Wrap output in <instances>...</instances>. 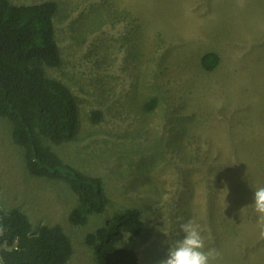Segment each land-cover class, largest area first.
Returning <instances> with one entry per match:
<instances>
[{"label": "rangeland", "instance_id": "374dc122", "mask_svg": "<svg viewBox=\"0 0 264 264\" xmlns=\"http://www.w3.org/2000/svg\"><path fill=\"white\" fill-rule=\"evenodd\" d=\"M55 1L63 63L47 72L77 96L79 121L69 141L41 139L101 177L108 203L71 223L79 195L31 174L12 121L0 116V207L23 211L36 228L61 225L74 246L68 264H97L86 236L130 210L143 229L117 245L135 249L139 264L165 258L188 219L220 252L217 264H264L247 207L264 186V0ZM209 52L219 55L212 70L202 64Z\"/></svg>", "mask_w": 264, "mask_h": 264}, {"label": "trees", "instance_id": "16d2710c", "mask_svg": "<svg viewBox=\"0 0 264 264\" xmlns=\"http://www.w3.org/2000/svg\"><path fill=\"white\" fill-rule=\"evenodd\" d=\"M55 0L17 5L0 0V116L13 123V139L24 147L26 165L35 176L64 180L79 195L69 220L83 225L91 213H101L107 203L101 177L88 176L66 164L41 135L56 143L73 139L79 121V101L72 89L49 76L47 68L63 63L56 39ZM219 55L209 52L203 66L214 69ZM100 111H94L97 121ZM133 211V212H132ZM143 229L140 212L115 215L106 227L86 236L97 264H139L137 251L119 247L125 231L137 236ZM0 264H68L74 253L71 237L59 224L34 227L19 209L0 207Z\"/></svg>", "mask_w": 264, "mask_h": 264}, {"label": "clouds", "instance_id": "9594fccd", "mask_svg": "<svg viewBox=\"0 0 264 264\" xmlns=\"http://www.w3.org/2000/svg\"><path fill=\"white\" fill-rule=\"evenodd\" d=\"M247 207L257 217L256 222L261 229L259 235L264 238V186L255 187L254 203ZM179 233L182 236L170 244L167 256L158 264H217L221 254L216 248L208 246L204 229L195 219L181 222Z\"/></svg>", "mask_w": 264, "mask_h": 264}]
</instances>
